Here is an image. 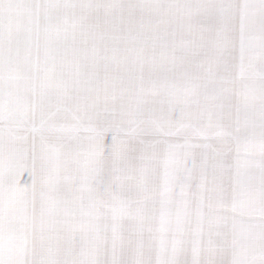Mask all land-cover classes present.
Masks as SVG:
<instances>
[{
    "label": "snow or ice",
    "instance_id": "6c2138e0",
    "mask_svg": "<svg viewBox=\"0 0 264 264\" xmlns=\"http://www.w3.org/2000/svg\"><path fill=\"white\" fill-rule=\"evenodd\" d=\"M0 264H264V0H0Z\"/></svg>",
    "mask_w": 264,
    "mask_h": 264
}]
</instances>
